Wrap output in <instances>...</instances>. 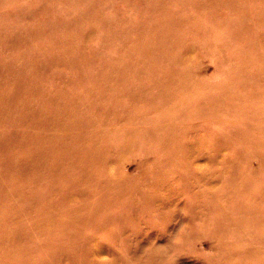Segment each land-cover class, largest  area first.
<instances>
[{"label":"rangeland","instance_id":"rangeland-1","mask_svg":"<svg viewBox=\"0 0 264 264\" xmlns=\"http://www.w3.org/2000/svg\"><path fill=\"white\" fill-rule=\"evenodd\" d=\"M0 264H264V0H0Z\"/></svg>","mask_w":264,"mask_h":264}]
</instances>
